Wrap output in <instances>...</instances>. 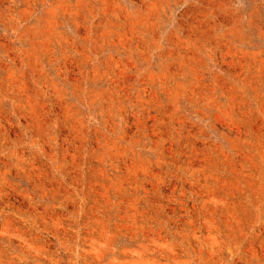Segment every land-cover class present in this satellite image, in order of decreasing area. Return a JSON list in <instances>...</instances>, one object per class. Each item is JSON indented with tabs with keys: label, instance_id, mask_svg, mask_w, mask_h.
I'll use <instances>...</instances> for the list:
<instances>
[{
	"label": "rangeland",
	"instance_id": "374dc122",
	"mask_svg": "<svg viewBox=\"0 0 264 264\" xmlns=\"http://www.w3.org/2000/svg\"><path fill=\"white\" fill-rule=\"evenodd\" d=\"M0 264H264V0H0Z\"/></svg>",
	"mask_w": 264,
	"mask_h": 264
}]
</instances>
